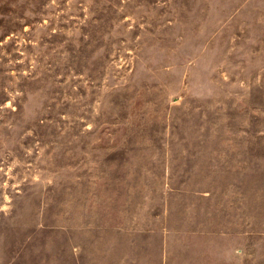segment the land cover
<instances>
[{
    "label": "rangeland",
    "instance_id": "374dc122",
    "mask_svg": "<svg viewBox=\"0 0 264 264\" xmlns=\"http://www.w3.org/2000/svg\"><path fill=\"white\" fill-rule=\"evenodd\" d=\"M0 264H264V0H0Z\"/></svg>",
    "mask_w": 264,
    "mask_h": 264
}]
</instances>
